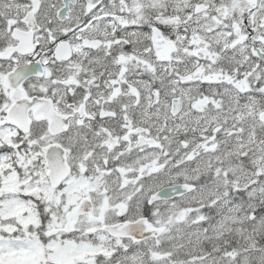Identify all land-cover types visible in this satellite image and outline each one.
<instances>
[{"label":"snow or ice","instance_id":"1","mask_svg":"<svg viewBox=\"0 0 264 264\" xmlns=\"http://www.w3.org/2000/svg\"><path fill=\"white\" fill-rule=\"evenodd\" d=\"M0 264H264V0H0Z\"/></svg>","mask_w":264,"mask_h":264}]
</instances>
